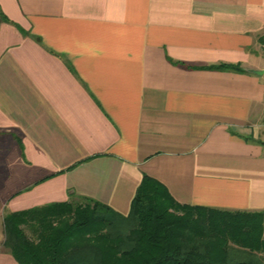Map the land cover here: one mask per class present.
<instances>
[{
	"label": "crops",
	"instance_id": "obj_1",
	"mask_svg": "<svg viewBox=\"0 0 264 264\" xmlns=\"http://www.w3.org/2000/svg\"><path fill=\"white\" fill-rule=\"evenodd\" d=\"M0 6V206L126 215L146 174L182 204L264 211V0Z\"/></svg>",
	"mask_w": 264,
	"mask_h": 264
},
{
	"label": "trees",
	"instance_id": "obj_2",
	"mask_svg": "<svg viewBox=\"0 0 264 264\" xmlns=\"http://www.w3.org/2000/svg\"><path fill=\"white\" fill-rule=\"evenodd\" d=\"M135 193L126 215L72 194L8 211L3 244L19 264H264V211L182 204L146 174Z\"/></svg>",
	"mask_w": 264,
	"mask_h": 264
},
{
	"label": "rangeland",
	"instance_id": "obj_3",
	"mask_svg": "<svg viewBox=\"0 0 264 264\" xmlns=\"http://www.w3.org/2000/svg\"><path fill=\"white\" fill-rule=\"evenodd\" d=\"M1 164V163H0ZM2 177L0 176V181H1ZM7 209L6 208H3L2 206H0V237L2 236V231L4 230V223H3V219H4V216L6 215L7 213ZM25 230L26 232L28 233V235L30 237H34L31 230L27 227H25ZM4 232V231H3ZM3 248H5L4 244H2Z\"/></svg>",
	"mask_w": 264,
	"mask_h": 264
},
{
	"label": "water",
	"instance_id": "obj_4",
	"mask_svg": "<svg viewBox=\"0 0 264 264\" xmlns=\"http://www.w3.org/2000/svg\"><path fill=\"white\" fill-rule=\"evenodd\" d=\"M256 73H260V72H262V71H258V70H254Z\"/></svg>",
	"mask_w": 264,
	"mask_h": 264
}]
</instances>
